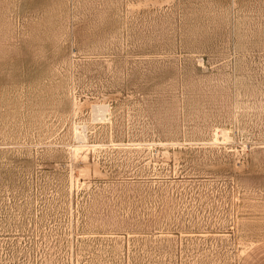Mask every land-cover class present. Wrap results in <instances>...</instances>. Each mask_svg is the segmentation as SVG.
<instances>
[{"label": "rangeland", "instance_id": "obj_1", "mask_svg": "<svg viewBox=\"0 0 264 264\" xmlns=\"http://www.w3.org/2000/svg\"><path fill=\"white\" fill-rule=\"evenodd\" d=\"M0 264H264V0H0Z\"/></svg>", "mask_w": 264, "mask_h": 264}, {"label": "bare ground", "instance_id": "obj_2", "mask_svg": "<svg viewBox=\"0 0 264 264\" xmlns=\"http://www.w3.org/2000/svg\"><path fill=\"white\" fill-rule=\"evenodd\" d=\"M223 135H225V134H223ZM220 137V136H219ZM219 139V138H218ZM224 139H226L225 137H224Z\"/></svg>", "mask_w": 264, "mask_h": 264}]
</instances>
